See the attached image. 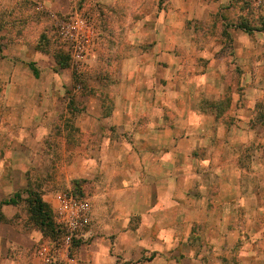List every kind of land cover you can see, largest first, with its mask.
Wrapping results in <instances>:
<instances>
[{
  "label": "crops",
  "instance_id": "1",
  "mask_svg": "<svg viewBox=\"0 0 264 264\" xmlns=\"http://www.w3.org/2000/svg\"><path fill=\"white\" fill-rule=\"evenodd\" d=\"M248 1L146 4L174 48L170 53L160 43L149 57L153 69L128 70L129 95L122 86L111 99L103 85L82 90L73 73L72 86L54 73L50 87L31 91L36 98L48 92L31 108L35 144L49 150L44 141L50 139L59 147H52L51 161L19 162L22 180L14 164H0V264H41L42 233L22 196L16 205L2 201L34 188L35 174L46 179L42 199L51 208L59 189L74 181L88 186L91 225L77 250L81 264H264V116L256 121L252 114L264 106V55L254 56L252 45L261 48L237 28L246 21ZM210 23L219 34H234L229 54L221 51L222 36L203 39L200 30ZM227 71L237 76L235 85L224 84ZM21 88L7 85L4 93ZM142 92L147 101L140 124ZM82 93L84 100L75 102ZM228 93L232 100L222 115L220 100ZM256 122L258 131L250 127Z\"/></svg>",
  "mask_w": 264,
  "mask_h": 264
},
{
  "label": "rangeland",
  "instance_id": "2",
  "mask_svg": "<svg viewBox=\"0 0 264 264\" xmlns=\"http://www.w3.org/2000/svg\"><path fill=\"white\" fill-rule=\"evenodd\" d=\"M151 1L0 0V134L2 135L0 137V164H14L16 172L22 180L23 165H20L19 162L24 165H35L41 159L43 161L45 158L48 161L52 160L50 157L52 147L58 148L59 145L50 139L44 141L49 150L35 144L36 134L32 133L33 130L35 131V127L30 125L29 120L35 116L31 109L35 101L48 99V92L43 93L42 97L36 98L31 91L36 86L50 87L52 84L51 75L54 73H59L62 76L64 87L65 84L72 86V82L68 78V75L72 73L76 75V83L82 86V90L87 87L96 88L98 85H103L107 89V98L111 99L116 93V89L118 90L121 86L120 92L129 95L128 83L125 79L131 76V73L128 72L131 67L139 65L143 66L145 70L153 69L150 64L152 59L149 57L158 54L157 46L160 48V43H163V49L172 53L173 37L163 40V33H167V30L162 29L159 23H154L158 14L146 12L144 8ZM167 1L154 0V4H158L160 8ZM258 1L249 0L244 10V17L250 26L261 28V32H263V34H251L254 43L261 48L258 49L252 45L251 53L254 56L264 55V0H261L262 8L257 7ZM134 8H137L139 12H134ZM76 19L87 22L94 32L87 58L80 63H76L71 58L70 34L72 31L70 27ZM137 19L143 21L138 26L135 22ZM210 25L211 27L208 29L200 30L204 36L203 39L208 41L212 40L214 35L222 36L225 39V46L221 51L229 54L228 41L234 34L226 30L219 34L220 30L216 29V23H210ZM205 45L201 46L211 51L216 48V46L212 47L207 43ZM175 52L177 51L175 50ZM253 57L250 62L252 68L254 66ZM229 61L228 63H230ZM236 78L235 74L231 75L227 71L223 75V82L232 86L236 84ZM253 80L247 85L253 84ZM7 85L22 86V88L11 89L6 95L4 91ZM243 95H238L239 101L246 100V98L243 99ZM84 97V93L75 96V102H82ZM140 97H142L139 105L141 124L144 123L146 117L143 106L147 101V95L142 92ZM255 99L258 100L257 97ZM259 99L263 100L262 97ZM231 100L232 96L229 93L221 97L220 101L225 108L222 109L224 110L222 115H227L226 106ZM260 109V111L257 109L252 112L256 121L259 117L261 121L263 119L264 106L261 105ZM20 116L23 120L22 123H19ZM63 116L66 117L67 114ZM68 121L70 122V120ZM257 125L256 122L250 127L258 131ZM227 126L230 127L229 124ZM261 127H264V124ZM28 134H30V138L27 137ZM8 175L13 178L16 176L13 173ZM45 180L44 176L39 177L35 174V181L33 180L35 187L20 190L21 201H24L27 210L29 208L28 201L33 200V195L42 199L44 191L41 182ZM58 191L80 193L84 198L89 199V188L84 182L77 181L75 186L71 184L70 189L64 188ZM12 196L14 195L12 194ZM12 196L4 197L2 201L10 199ZM49 208L53 210L50 206ZM42 237L41 243L46 240L51 241L47 235H42ZM77 245L79 248L83 243ZM83 263L85 264V262Z\"/></svg>",
  "mask_w": 264,
  "mask_h": 264
},
{
  "label": "built area",
  "instance_id": "3",
  "mask_svg": "<svg viewBox=\"0 0 264 264\" xmlns=\"http://www.w3.org/2000/svg\"><path fill=\"white\" fill-rule=\"evenodd\" d=\"M71 58L83 62L88 55L94 32L91 26L76 19L71 23ZM53 220L61 231L56 241H44L36 250L41 264H81L77 255V245L89 238L91 225V203L88 199H77L71 191L56 196L53 206Z\"/></svg>",
  "mask_w": 264,
  "mask_h": 264
},
{
  "label": "trees",
  "instance_id": "4",
  "mask_svg": "<svg viewBox=\"0 0 264 264\" xmlns=\"http://www.w3.org/2000/svg\"><path fill=\"white\" fill-rule=\"evenodd\" d=\"M237 28L249 34H252L254 31H257V32L261 31V28H255L253 26H250L247 19L243 23L239 24ZM76 182L74 181L72 185L75 186ZM80 182L83 183V181H80ZM72 194L77 199H87V198H84L83 195L80 193L72 192ZM30 195L31 193L29 194V196ZM33 196H34L32 197L33 200L28 201L29 202L28 211L30 213V220L34 222V224L40 229L42 235L49 236V239L54 242L58 238H60L61 231L54 223L53 212L49 208V206L39 196L37 195H33ZM20 198H21L20 194L17 193L12 198L4 201L3 204L16 205L18 201L20 200Z\"/></svg>",
  "mask_w": 264,
  "mask_h": 264
}]
</instances>
